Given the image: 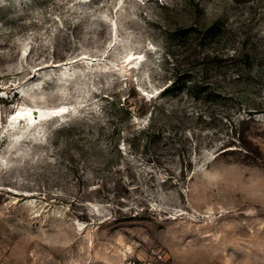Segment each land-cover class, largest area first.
<instances>
[{
    "label": "rangeland",
    "instance_id": "1",
    "mask_svg": "<svg viewBox=\"0 0 264 264\" xmlns=\"http://www.w3.org/2000/svg\"><path fill=\"white\" fill-rule=\"evenodd\" d=\"M0 264H264V0H0Z\"/></svg>",
    "mask_w": 264,
    "mask_h": 264
},
{
    "label": "trees",
    "instance_id": "2",
    "mask_svg": "<svg viewBox=\"0 0 264 264\" xmlns=\"http://www.w3.org/2000/svg\"><path fill=\"white\" fill-rule=\"evenodd\" d=\"M212 29L214 30L212 31ZM223 30V27L221 28ZM192 35H194L195 39L199 41L197 43V47H205L206 45H209L211 43H214V40L221 34H225L224 31L221 33L220 29L216 28H206L201 27L198 24L196 26H193L191 29ZM227 56L226 54H216L214 57H211L210 60H212V68H207V70L211 71L219 67L217 66L218 60L223 57ZM240 57V54L238 52H235L234 54H231L228 58L231 61H236ZM206 59V58H204ZM208 59V58H207ZM228 59V60H229ZM206 70V68H204ZM186 81H192L191 77H188ZM121 107L116 111V117L117 120L119 117L126 118V116L129 115V117H139V118H148L147 126L144 128L138 129L139 136H142V138L147 139L146 143L151 144L155 146L158 149H161V145L163 146H172L173 151H182V145L180 142H178L179 137L177 136L178 132H171L169 136H166V130L168 129V125L165 121V118L169 119V122H171L174 113L172 111H169L166 109L165 105L162 103L161 99H146L141 98V100L137 101H131L129 99H125V101L121 102ZM252 118L249 119V121ZM172 124H175L172 122ZM111 125L116 126L114 128V131L118 130L119 124H115L114 122H111ZM171 127L175 128V125H172ZM103 130V128H102ZM177 133V134H176ZM139 138L138 136L134 139ZM232 140L234 143L239 142L241 147L245 149L248 148L249 141L247 140L245 134H240L238 138L235 137ZM167 141V142H165ZM166 143V144H165ZM225 153V152H224Z\"/></svg>",
    "mask_w": 264,
    "mask_h": 264
},
{
    "label": "bare ground",
    "instance_id": "3",
    "mask_svg": "<svg viewBox=\"0 0 264 264\" xmlns=\"http://www.w3.org/2000/svg\"><path fill=\"white\" fill-rule=\"evenodd\" d=\"M32 110L33 109H28V111L26 110L27 112L21 111L17 118L22 117L24 115V113H25V115H32L33 114V111ZM40 116H42L43 119L44 118H49V117L46 116V114H43V115L41 114ZM23 117H25V116H23ZM25 120L28 122V125H31L32 124V120L28 116L25 117Z\"/></svg>",
    "mask_w": 264,
    "mask_h": 264
},
{
    "label": "water",
    "instance_id": "4",
    "mask_svg": "<svg viewBox=\"0 0 264 264\" xmlns=\"http://www.w3.org/2000/svg\"><path fill=\"white\" fill-rule=\"evenodd\" d=\"M53 113H57V112H53ZM34 117H35L36 121L39 119V112H38V110H34Z\"/></svg>",
    "mask_w": 264,
    "mask_h": 264
}]
</instances>
